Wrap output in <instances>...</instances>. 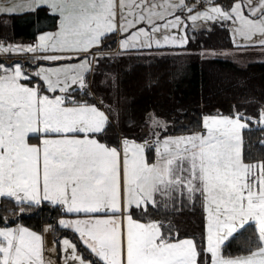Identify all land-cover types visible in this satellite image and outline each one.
I'll return each instance as SVG.
<instances>
[{
	"label": "snow or ice",
	"instance_id": "obj_1",
	"mask_svg": "<svg viewBox=\"0 0 264 264\" xmlns=\"http://www.w3.org/2000/svg\"><path fill=\"white\" fill-rule=\"evenodd\" d=\"M41 7L54 31L0 42V54L26 58L0 59V201L21 214L25 204L63 209L62 264H264V158L252 154L264 136L245 139L254 122L264 131V105L255 116L205 115L180 135L149 116L142 137L113 144L104 134L114 110L94 88L103 61L182 48L189 28L218 25L237 49L264 48V0H0V15ZM118 80L105 72L100 83ZM197 202L206 230L181 237L169 214ZM253 226L237 253L226 251ZM56 252L30 227H0V264H60Z\"/></svg>",
	"mask_w": 264,
	"mask_h": 264
},
{
	"label": "trees",
	"instance_id": "obj_2",
	"mask_svg": "<svg viewBox=\"0 0 264 264\" xmlns=\"http://www.w3.org/2000/svg\"><path fill=\"white\" fill-rule=\"evenodd\" d=\"M189 2L196 3L194 0ZM57 24L58 20L43 7L15 15H0V42L34 41L37 33L54 31ZM188 31L194 38L182 48H162L103 61L94 88L104 97L105 104L114 110L104 134L109 142L119 143L125 136L142 137L152 127L149 116L165 121L167 134L180 135L199 130L205 115L231 113L238 109L255 116L264 105V61L241 64L224 58V51L236 49L230 29L215 25L195 33L190 28ZM111 47L117 49L115 43H111ZM11 58L17 61L26 59L24 55L0 57L9 62ZM113 71L118 73V86L112 88L101 84L104 73ZM259 127L254 122L253 130L245 132L246 142L250 140L255 145L264 136V131H257ZM252 154L255 158H264V152L258 147L252 149ZM0 205H3L0 206V216L11 218L7 221L0 219V226L20 223L41 231L45 223H50L57 237L65 234L63 228L56 226L63 212L59 206L48 202L40 206L25 204V211L21 214L19 207L9 200L0 201ZM191 215L197 219V227L199 217L197 213ZM253 232L254 226L248 227L226 251L237 253L244 237Z\"/></svg>",
	"mask_w": 264,
	"mask_h": 264
},
{
	"label": "rangeland",
	"instance_id": "obj_3",
	"mask_svg": "<svg viewBox=\"0 0 264 264\" xmlns=\"http://www.w3.org/2000/svg\"><path fill=\"white\" fill-rule=\"evenodd\" d=\"M43 32H45V31H43ZM40 33H42V32L37 33L34 41L33 40H25V41L17 40V42H15L14 44L26 45V44H29V43H35L38 40V36H39ZM7 43H12V42H7ZM263 49L264 48H262V47H250V48H247V49H237V48L236 49H229L222 56L224 58H228V59H231V60H233L235 62H240L242 64V63H245V62H248V61L264 60V51H263ZM11 59L12 60L9 63L17 61L16 58H11ZM233 113H234V111L231 112V113H225V114L223 113V114L224 115H231ZM14 225H1L0 227H3V226H12V227H14ZM49 225H51V224L50 223H45L43 228H42V230L38 231V232H41L44 235L46 246L48 248H56L57 249V252L54 254V258H57V257L60 258V264H62V255H63V253L60 250V246L56 243V241L61 239L62 237H55L54 234H53V230L52 231H45V229ZM56 235H58V234H56Z\"/></svg>",
	"mask_w": 264,
	"mask_h": 264
},
{
	"label": "crops",
	"instance_id": "obj_4",
	"mask_svg": "<svg viewBox=\"0 0 264 264\" xmlns=\"http://www.w3.org/2000/svg\"><path fill=\"white\" fill-rule=\"evenodd\" d=\"M8 42H12V44H14L17 41H8ZM116 45H117V49H118V44H116ZM256 47H260V46H256ZM263 51H264V49H263ZM224 53H225V51L223 52V54ZM20 55L21 54H12L11 56L17 57V56H20ZM2 56H5V55L4 54H0V57H2ZM257 61H264V60H257ZM7 62L9 63V61H7ZM11 63H13V62H11ZM191 213H197V215L199 217L198 218V220H199L198 222L200 224L197 227H196L197 219L194 220V218H192ZM156 215H158L161 218H163V213L162 212L161 213H156ZM58 219H57V221H58ZM169 219H172L174 221V223H177L179 225L181 237H183L184 235L191 236V235L194 234L196 236V238L199 240L201 233L206 230V216L203 213V209H202V207H201L199 202L196 203L195 207H192V206L186 204L184 209L182 211H179V214H177L176 216L173 217V216H171V214H169ZM194 222H195V225L193 226ZM14 224H10V225L16 226L17 224H20V223H14ZM23 226H25V225H23ZM53 234H54L55 237H57L55 235L54 231H53Z\"/></svg>",
	"mask_w": 264,
	"mask_h": 264
},
{
	"label": "built area",
	"instance_id": "obj_5",
	"mask_svg": "<svg viewBox=\"0 0 264 264\" xmlns=\"http://www.w3.org/2000/svg\"><path fill=\"white\" fill-rule=\"evenodd\" d=\"M197 1V0H196Z\"/></svg>",
	"mask_w": 264,
	"mask_h": 264
}]
</instances>
